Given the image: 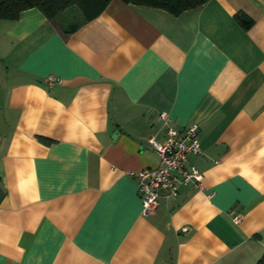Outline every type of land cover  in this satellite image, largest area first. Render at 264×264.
Returning a JSON list of instances; mask_svg holds the SVG:
<instances>
[{
	"label": "crops",
	"instance_id": "1",
	"mask_svg": "<svg viewBox=\"0 0 264 264\" xmlns=\"http://www.w3.org/2000/svg\"><path fill=\"white\" fill-rule=\"evenodd\" d=\"M163 112L199 127L202 180L144 216L132 173L157 166L147 140H164ZM263 254L264 0L0 20V264Z\"/></svg>",
	"mask_w": 264,
	"mask_h": 264
},
{
	"label": "built area",
	"instance_id": "2",
	"mask_svg": "<svg viewBox=\"0 0 264 264\" xmlns=\"http://www.w3.org/2000/svg\"><path fill=\"white\" fill-rule=\"evenodd\" d=\"M53 82L49 78L47 85L51 87ZM159 121L164 129V140L158 142L153 137L147 140L159 158L157 166L132 173L144 216L159 206L161 198L177 197L180 187L187 184L200 188L202 180L198 168L189 163L190 156L202 154L199 127L190 125L176 131L165 112L159 114Z\"/></svg>",
	"mask_w": 264,
	"mask_h": 264
},
{
	"label": "trees",
	"instance_id": "3",
	"mask_svg": "<svg viewBox=\"0 0 264 264\" xmlns=\"http://www.w3.org/2000/svg\"><path fill=\"white\" fill-rule=\"evenodd\" d=\"M111 0H0V20L16 21L23 11L37 9L47 19L55 20L65 11L73 8L77 11L80 24L98 17ZM125 4L156 8L178 16L198 8L209 0H120ZM245 28L248 24H244ZM256 264H264V254Z\"/></svg>",
	"mask_w": 264,
	"mask_h": 264
},
{
	"label": "rangeland",
	"instance_id": "4",
	"mask_svg": "<svg viewBox=\"0 0 264 264\" xmlns=\"http://www.w3.org/2000/svg\"><path fill=\"white\" fill-rule=\"evenodd\" d=\"M66 14H68V15H73V16H75L76 18H79V16L77 15V11H76L75 9H73V8H71V9L65 11V12L63 13V15H61V16H64V15H66Z\"/></svg>",
	"mask_w": 264,
	"mask_h": 264
}]
</instances>
